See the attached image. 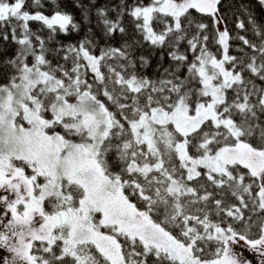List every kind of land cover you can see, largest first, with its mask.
Instances as JSON below:
<instances>
[{
  "label": "snow or ice",
  "instance_id": "obj_1",
  "mask_svg": "<svg viewBox=\"0 0 264 264\" xmlns=\"http://www.w3.org/2000/svg\"><path fill=\"white\" fill-rule=\"evenodd\" d=\"M74 3L0 0V264H264V0Z\"/></svg>",
  "mask_w": 264,
  "mask_h": 264
},
{
  "label": "trees",
  "instance_id": "obj_2",
  "mask_svg": "<svg viewBox=\"0 0 264 264\" xmlns=\"http://www.w3.org/2000/svg\"><path fill=\"white\" fill-rule=\"evenodd\" d=\"M45 2H47V0H45ZM83 2L85 4L89 3V0H83ZM133 2V0H128V3L131 4ZM149 0H144V3H148ZM248 0H226V3L228 4H235L237 7L241 4V3H247ZM58 3H59V7L62 11H65L71 15H73L74 17V20L78 23H80L81 25L84 24V21L82 19V13H81V10L80 9H77L75 7V3H74V0H58ZM108 3L109 4V7L111 6H114L115 4H118L119 3V0H110V3H109V0H98V4L97 6H101L103 4H106ZM252 7H253V11L254 13L260 17V18H264V11H262L259 7H257L254 3L252 4ZM46 14H51V11H52V8L51 6L48 7L46 10ZM226 12V25H223V27H228L230 31L233 32V34H236L237 32H239L240 30L239 29H236L235 28V21H236V16L233 15V12H236V8H233L231 11L225 9L224 10ZM109 15V18L110 19H114L115 18V13L114 12H109L108 13ZM236 15L237 16H240L241 19H244V14L242 12H236ZM130 20L131 18L128 17L127 15L124 16L123 18V26L126 27L129 32H131L132 30V24L130 23ZM91 25L92 27L94 28L96 34H97V37H101L102 36V32L100 30L101 28V25H99L97 23V19H96V16L95 14L93 13V15L91 16ZM38 25L33 23L32 27L33 29H35ZM241 34H244V33H241ZM80 35L82 36L83 35V31L80 33ZM250 35V34H249ZM62 39H65L66 41L67 40H77L79 39L78 36H76L75 34L71 37H61ZM115 46H119V43L121 42L120 41V36L119 34L117 33L116 36H115V39L113 41H111ZM101 43H103V40H101ZM236 43H239V42H236ZM9 47V52H13L14 51V48H15V45H12V44H9L8 45ZM157 58L154 57L153 58V67L155 66V60ZM149 72H151V69H149Z\"/></svg>",
  "mask_w": 264,
  "mask_h": 264
},
{
  "label": "rangeland",
  "instance_id": "obj_3",
  "mask_svg": "<svg viewBox=\"0 0 264 264\" xmlns=\"http://www.w3.org/2000/svg\"><path fill=\"white\" fill-rule=\"evenodd\" d=\"M221 27H223V25H222ZM246 255H248V256H249V258H251V256H252V254H251V253H246Z\"/></svg>",
  "mask_w": 264,
  "mask_h": 264
}]
</instances>
